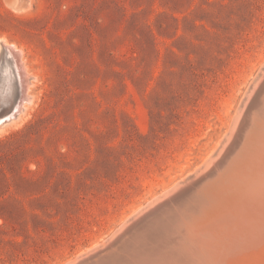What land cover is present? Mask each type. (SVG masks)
I'll list each match as a JSON object with an SVG mask.
<instances>
[{"label":"rangeland","instance_id":"374dc122","mask_svg":"<svg viewBox=\"0 0 264 264\" xmlns=\"http://www.w3.org/2000/svg\"><path fill=\"white\" fill-rule=\"evenodd\" d=\"M0 38L31 94L0 125V264H63L210 154L264 62V0H0Z\"/></svg>","mask_w":264,"mask_h":264},{"label":"bare ground","instance_id":"6f19581e","mask_svg":"<svg viewBox=\"0 0 264 264\" xmlns=\"http://www.w3.org/2000/svg\"><path fill=\"white\" fill-rule=\"evenodd\" d=\"M18 62L16 45L0 38V105L11 104L0 125L31 97L22 90L30 73ZM257 74L199 166L63 264H264V62Z\"/></svg>","mask_w":264,"mask_h":264},{"label":"water","instance_id":"95a60500","mask_svg":"<svg viewBox=\"0 0 264 264\" xmlns=\"http://www.w3.org/2000/svg\"><path fill=\"white\" fill-rule=\"evenodd\" d=\"M3 121H5V119Z\"/></svg>","mask_w":264,"mask_h":264}]
</instances>
